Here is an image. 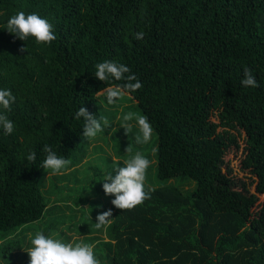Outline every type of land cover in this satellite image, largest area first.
Returning a JSON list of instances; mask_svg holds the SVG:
<instances>
[{"label":"trees","instance_id":"obj_1","mask_svg":"<svg viewBox=\"0 0 264 264\" xmlns=\"http://www.w3.org/2000/svg\"><path fill=\"white\" fill-rule=\"evenodd\" d=\"M20 11L47 19L56 39L10 33ZM104 60L143 85L126 95L155 132L160 181L134 209L115 207L103 243L112 252L97 250L105 264H264V0H0V89L16 97L13 133L0 127L3 251L49 207L44 145L71 161L89 140L78 109L105 117L100 91L125 83L95 77ZM245 68L259 87L241 84ZM232 149H243L248 176L226 162Z\"/></svg>","mask_w":264,"mask_h":264},{"label":"clouds","instance_id":"obj_2","mask_svg":"<svg viewBox=\"0 0 264 264\" xmlns=\"http://www.w3.org/2000/svg\"><path fill=\"white\" fill-rule=\"evenodd\" d=\"M53 25L45 18L33 12L25 14L20 11L13 15L7 21V30L13 33L21 40H27L29 36L35 38L38 44H51L56 39ZM137 40H142L145 33L143 31L134 34ZM20 51H27V47H22ZM95 77L107 82L110 78L116 81H125L123 84L110 85L100 91V95L106 98L109 105L116 103L126 94L136 92L142 88V83L137 76L131 72V69L125 64L112 60H104L95 65ZM127 74V75H126ZM241 84L245 87H259V83L250 68L244 69V78ZM16 97L10 89H0V127L7 134L14 131V122L9 119L8 112L11 111L12 104ZM84 118L82 136L92 139L98 133L105 131L111 126L106 117L97 118L96 115L81 106L75 114L76 119ZM120 119V118H118ZM135 120L139 132L135 136V142L138 145L150 142L153 134V127L146 115H140L134 112H127L122 116L120 127L125 129L126 134L133 130L131 121ZM43 151L47 153L41 168L51 170L53 174H59L65 169L71 161L58 156L52 147L44 145ZM128 158L123 160V166H120V160L113 158V167L107 171L103 182V190L106 195H113L115 198L112 204L121 210H131L142 204L146 199L150 198L152 189L146 190V174L151 165V161L140 150H135L130 143L126 148ZM27 160L34 163L36 153L32 152L27 156ZM113 172L115 174H113ZM113 216L112 209L103 211L96 218L95 227L100 229L110 223ZM31 247L26 251L30 257V264H101L94 253V245L83 242H63L60 239L46 236L43 232H37L34 238L30 240Z\"/></svg>","mask_w":264,"mask_h":264},{"label":"rangeland","instance_id":"obj_3","mask_svg":"<svg viewBox=\"0 0 264 264\" xmlns=\"http://www.w3.org/2000/svg\"><path fill=\"white\" fill-rule=\"evenodd\" d=\"M100 106L111 126L98 133L95 138L85 141V147L71 158V161L80 158L71 164V167L63 169L59 174L51 172L44 176L42 189L50 201L47 212L41 221L30 225L26 233L15 234L12 237L17 240L14 245L18 243L19 245L12 247L11 254H8L7 250L3 251L6 242H0V264H30V257L26 250L31 247L30 240L37 232H43L46 236H52L63 242L76 241L92 244L94 253L101 264L109 262L101 253H97V250L105 248L108 253L112 252L108 247L107 250L103 243L111 240L109 226L113 216L110 218V223L100 229H97L95 224L98 214L103 211L112 209L114 215L116 209L112 200L115 197L105 194L101 180L105 173L114 166L112 157L120 160V166H123V160L128 158L126 143L136 145L138 149L135 150L142 152L152 145V149L148 153L151 165L147 170L145 183L146 186L154 188L160 186V181L157 179L158 159L157 146L154 144L156 138L154 130L149 143L138 145L135 142V136L139 129L135 120L131 121L133 130L129 135L126 134L125 129L120 127L122 116L125 113L129 111L141 113L136 108L137 105L125 95L112 105L107 103L105 97L100 98ZM243 158V149L241 151L232 149L226 156V162L233 166L240 176L245 177L248 174L239 170ZM64 173L69 176V179L62 178L61 174ZM113 174L115 173L113 172ZM170 182L176 183L175 180ZM65 186L71 188V191H66ZM195 186L194 182H190L181 185V188L184 191H191ZM252 189L254 190L253 187ZM85 197L87 198L86 203L81 202L82 205L76 203V198L83 199Z\"/></svg>","mask_w":264,"mask_h":264}]
</instances>
